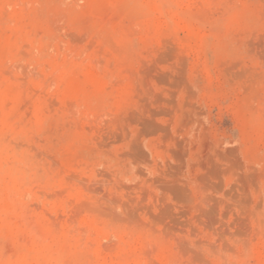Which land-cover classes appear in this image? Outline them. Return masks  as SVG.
Instances as JSON below:
<instances>
[{
    "label": "rangeland",
    "instance_id": "rangeland-1",
    "mask_svg": "<svg viewBox=\"0 0 264 264\" xmlns=\"http://www.w3.org/2000/svg\"><path fill=\"white\" fill-rule=\"evenodd\" d=\"M0 264H264V0H0Z\"/></svg>",
    "mask_w": 264,
    "mask_h": 264
}]
</instances>
